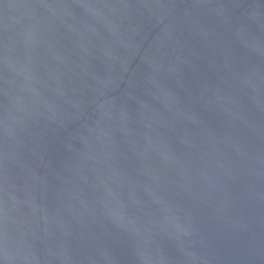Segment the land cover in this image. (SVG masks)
<instances>
[{"label":"water","instance_id":"water-1","mask_svg":"<svg viewBox=\"0 0 264 264\" xmlns=\"http://www.w3.org/2000/svg\"><path fill=\"white\" fill-rule=\"evenodd\" d=\"M0 264H264V0H0Z\"/></svg>","mask_w":264,"mask_h":264}]
</instances>
